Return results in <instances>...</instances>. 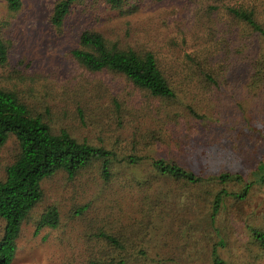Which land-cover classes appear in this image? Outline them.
Instances as JSON below:
<instances>
[{
    "label": "rangeland",
    "instance_id": "1",
    "mask_svg": "<svg viewBox=\"0 0 264 264\" xmlns=\"http://www.w3.org/2000/svg\"><path fill=\"white\" fill-rule=\"evenodd\" d=\"M22 1L19 11H11L0 0V36L8 46L0 86L14 90L55 132L67 130L80 141L145 158L109 188L98 162L75 178L58 172L45 179L44 199L23 223L12 264H94L101 232L114 234L132 251L144 250L133 264H211L214 243L226 264H264V250L251 231L264 230L263 184L255 183L245 200L229 199L214 222L208 210L191 202L193 186L169 180L181 193H170L152 215L141 206L142 188L126 185L135 174L143 181L160 157L204 175L228 170L244 182L255 178L264 158V79L245 87L241 68H229V29L211 8L219 2L131 0L112 9L105 0H80L67 23L56 28L50 22L56 0ZM84 29L120 47L153 51L176 82L177 98L154 97L122 73L83 68L70 50ZM150 137L155 141L145 143ZM18 151L11 135L0 147V178ZM243 184L229 186L241 190ZM50 205L59 208L61 225L37 232ZM4 225L0 217V237Z\"/></svg>",
    "mask_w": 264,
    "mask_h": 264
},
{
    "label": "trees",
    "instance_id": "2",
    "mask_svg": "<svg viewBox=\"0 0 264 264\" xmlns=\"http://www.w3.org/2000/svg\"><path fill=\"white\" fill-rule=\"evenodd\" d=\"M80 0H56L50 22L61 28L72 17L73 5ZM211 8L219 10L229 34L225 37L234 57L228 61L229 68H241L240 82L246 87L264 79V0H217ZM11 11H19L22 0H6ZM131 0H105L112 9L122 8ZM79 65L93 72L122 73L137 87L150 95L166 100H175L176 82L162 67L157 55L151 50H137L131 46L120 47L95 29H84L78 43L70 50ZM229 51L226 52L227 59ZM8 46L0 36V64H6ZM204 69V68H203ZM205 73V72H204ZM172 74V73H171ZM209 80L218 82L205 73ZM210 81V82H211ZM13 135L19 151L0 178V217L5 221L0 237V264H12L17 252V239L24 221L44 199L43 181L66 172L75 178L83 170L99 163L100 176L108 188L118 178L126 175V169L136 166L144 156L118 152L115 148L80 141L67 130L53 131L42 114H34L30 107L11 89L0 86V147ZM151 136V135H150ZM153 137L144 142L151 144ZM143 142V143H144ZM129 151V150H128ZM137 151V150H136ZM122 154L121 156L119 154ZM153 171L141 182L137 175L128 179L129 189L137 185L144 191L141 206L152 215L164 205V198L176 194L168 181L181 183L183 188L193 186L191 202L209 211L212 222L226 207L229 199L245 200L255 183L264 185V158L253 172L254 179L244 182L239 172L222 170L217 174L204 175L181 165L176 160L163 157L153 159ZM127 178H129L127 176ZM163 181L164 187L156 186ZM243 182L241 190H233L229 183ZM186 193H190L186 190ZM87 205L77 209L82 213ZM198 208V207H197ZM61 225L60 211L56 205L44 210L37 222V232L44 227L58 228ZM252 234L264 250V230L251 227ZM98 255L94 264H133L141 260L144 250H130L118 237L110 232H101ZM221 244V242H220ZM218 245L214 243L210 253L211 264H226L220 257Z\"/></svg>",
    "mask_w": 264,
    "mask_h": 264
}]
</instances>
